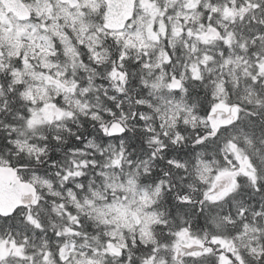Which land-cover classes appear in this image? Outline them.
<instances>
[{"label":"snow or ice","instance_id":"obj_1","mask_svg":"<svg viewBox=\"0 0 264 264\" xmlns=\"http://www.w3.org/2000/svg\"><path fill=\"white\" fill-rule=\"evenodd\" d=\"M0 264H264V0H0Z\"/></svg>","mask_w":264,"mask_h":264}]
</instances>
